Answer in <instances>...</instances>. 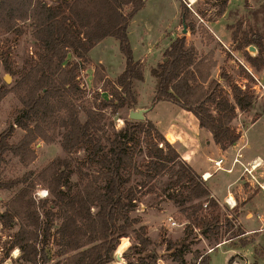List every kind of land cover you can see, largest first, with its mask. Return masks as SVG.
Segmentation results:
<instances>
[{"label":"trees","instance_id":"trees-1","mask_svg":"<svg viewBox=\"0 0 264 264\" xmlns=\"http://www.w3.org/2000/svg\"><path fill=\"white\" fill-rule=\"evenodd\" d=\"M144 3L0 0V29L16 34L29 29L34 45L32 57L19 71L9 61L10 50H2L5 70L17 77L10 86L0 77V102L12 91L19 104L8 126L0 130V159L11 152L29 164L35 158L33 142L37 138L52 142L57 134L65 151L63 157L55 156L37 171L30 169L0 179V189H14L0 211V225H16L3 241L5 247L0 245V264L14 247L19 250L16 264H105L129 231V251L136 259L132 257L135 261L127 264H159L165 252L154 246L147 225L133 213L140 195L152 191L158 182L165 183L167 197L179 206L180 219L185 221L180 238L163 240L172 264H209L207 252L191 249L198 232L217 242L223 232L237 236L245 231L240 225L234 227V214L222 217L220 204L201 174L180 156L151 119L126 117L120 128L108 129L113 125L108 108L115 114L136 105L133 80L143 79L145 65L133 55L128 30L131 18ZM226 4L227 0H222L220 13ZM179 12L186 22L187 7L182 1ZM241 26L242 18L230 32L234 47L259 70L264 65V35L256 26ZM190 27L193 31L194 25ZM108 36L117 40L124 66L113 78L104 73L100 63L94 66L92 81L98 89L92 103L77 105L75 97L83 92L79 72L90 62L91 48ZM250 44L256 47L255 54L247 50ZM69 53L74 56L71 60L66 59ZM216 65L212 49L201 54L185 34L176 36L163 49L161 60L150 68L156 79L152 102L169 100L191 111L199 126L225 149L240 135L233 119L239 111H249L257 95L252 85L242 88L224 69L212 75ZM240 68L253 80L242 65ZM100 91H106L107 97ZM13 125L24 131L14 142L9 141ZM80 148L92 168L83 169L72 157ZM138 155L143 157L142 163ZM38 185L46 187L47 196L34 194ZM50 242L56 245L55 260L47 250ZM187 250L192 253V262L185 257Z\"/></svg>","mask_w":264,"mask_h":264},{"label":"rangeland","instance_id":"rangeland-1","mask_svg":"<svg viewBox=\"0 0 264 264\" xmlns=\"http://www.w3.org/2000/svg\"><path fill=\"white\" fill-rule=\"evenodd\" d=\"M166 3H169L170 6H175L174 8V22L173 24H178L177 28L178 34L180 33V28L182 27V19L180 17V3L182 0H162ZM176 1V4L174 2ZM191 8L187 7V20L186 24L189 31L185 34L187 41L195 42L198 51L202 54L212 49L214 51V58L217 61V65L212 68V75L217 76L220 69H224L227 73L231 74L236 82L253 85V81H256L252 74L253 80H250L244 73L241 71L240 63L237 60V57H240L247 64L250 65L254 75L264 84V65L256 70L243 56L242 50L236 49L234 47L235 42L230 36L231 30L235 27L236 21L242 18V28L253 29L255 26L263 33L264 35V0H227V4L223 13L219 12L222 0H192ZM153 2V1H152ZM161 5L157 4L152 6V13L160 10ZM192 24L194 27L192 28ZM230 24V27L226 25ZM226 46L232 51L228 50ZM110 47V45H109ZM10 50L9 61L12 64L14 70L19 71L27 59L32 57V52L34 51L33 39L30 34V30H26L23 33L16 34L11 32H6L0 29V77L2 81L10 86L14 83L17 74L10 73L4 68V55L2 50ZM247 50L251 54H255L256 50ZM98 56H101V53H95L93 56H90V62L86 64V67L81 69L79 72V82L82 85L83 92L75 97V102L77 105H89L92 103V97L94 92L97 91L98 85L93 84V68L97 66ZM153 57L150 60L153 61ZM74 56L72 53L67 55V60L73 59ZM114 62L116 60L114 59ZM104 73L106 68L102 65ZM115 68V67H114ZM112 68L113 72L115 71ZM9 73L10 81H5L3 76ZM112 76L114 73H111ZM109 75V77L113 78ZM153 80L150 74V71L147 65L144 66L143 79L138 82V90L140 94L145 96L148 100L144 101L143 107H149L151 105L152 97L155 90H152ZM156 88V85L155 87ZM252 88V87H251ZM254 89V88H252ZM257 98L254 102L253 107L249 112H242L237 114L233 119L232 123L235 127L237 126H246L249 124L264 108V96H260V92L257 89H254ZM102 95L107 97L106 91H100ZM259 96V97H258ZM169 102V101H166ZM19 101L12 91L8 92L0 102V130L4 129L10 123L15 108L18 106ZM135 105L134 108H136ZM162 107V102H158L155 105V110ZM175 109L179 112H183L182 108L175 105ZM128 108H123L115 114L109 113V108L106 110L109 116V120L112 119L113 125H108V129H118L124 123V118L128 117ZM166 117L161 118V124L165 125L170 120L176 119L175 116H180V119L177 120V124L180 127L188 125L187 119L182 115H176V113H165ZM189 115H191L189 113ZM82 119L84 118L83 112H81ZM108 122V119H106ZM260 126H264V117L257 122V125L254 126L250 131L259 130ZM189 130V129H187ZM17 125H13L12 134L9 137V141H16L20 138L23 133ZM191 133V132H190ZM192 134V133H191ZM193 135V134H192ZM194 137V135L192 136ZM60 135L57 134L56 138L52 142H46L40 138H37L32 147L35 152V158L29 164L23 163L18 156L12 154L11 152H6L0 159V179L13 178L18 175L23 174L24 172L32 169L37 171L43 165H45L49 160L55 156H64L65 151L60 145ZM203 145L206 146V140H203ZM211 145H208V148L211 149ZM259 152L264 155V139L261 140V143L257 146ZM77 161L81 163L83 169L92 168L93 165L86 157V152L80 148L79 150L73 151L71 153ZM139 163L143 162V157L141 155L137 156ZM92 165V166H91ZM198 166V165H197ZM77 173L73 174V178H76ZM135 179H139L138 175L134 176ZM162 181L167 178L166 176L161 177ZM216 179V178H215ZM208 187L211 189V195L217 198L218 202L220 199L219 196V179L216 182L217 186L215 190L212 189V184L210 180H205ZM46 189L43 185H38L34 190V194L38 195L37 197H44V190ZM14 191V189H0V211L4 208L3 204L7 200L8 196ZM169 189L166 187L164 182H158L155 184L154 189L145 194H141L137 200L136 209L133 211L134 214L141 216L142 221L147 225L148 235L153 241L154 246L160 251H164L165 255L163 258L159 259V264H172L171 257L166 255L164 238L170 237L171 239H178L183 235V227L185 225L184 219H180L181 213L179 212V206L174 203V201L167 197V192ZM40 192V194H38ZM250 196H247L248 199ZM239 199V198H238ZM221 201V199H220ZM240 201V200H239ZM264 203L263 199L260 201ZM206 203V202H204ZM223 203V204H221ZM219 202L220 210L223 212L222 217H233L234 227L237 225L246 228H252L253 231H246L237 236H230V233H225L219 237V240H215L209 236H206L204 233L198 232L194 241L191 244V249L198 248L203 252L209 254V264H264V207H250L252 208V216L245 217L244 215L247 212V208L239 210V207H229L224 202ZM241 201L238 203L240 206ZM241 215V222L238 219V215ZM168 216L176 221V225H171L168 221ZM261 216V218H260ZM16 228V225L12 228H4L0 225V236L2 247H5L4 242L9 239V233H11ZM224 228V227H223ZM197 231L198 229L195 228ZM120 240L119 245H117L115 251L113 252V258L106 264H127L128 261H135L136 256L131 254L129 251V245L132 241V232L129 231L126 235ZM245 241L246 243H243ZM2 247L0 249H2ZM56 249L55 243H49L47 250L51 255V259L55 260L54 251ZM2 251V250H1ZM0 251V252H1ZM120 252L122 259L116 258V253ZM163 252V253H164ZM19 254V250L14 247L11 249L9 257L6 258L3 264H16V258ZM133 257V258H132ZM185 257L188 261L192 262V253L190 250H187Z\"/></svg>","mask_w":264,"mask_h":264},{"label":"crops","instance_id":"crops-1","mask_svg":"<svg viewBox=\"0 0 264 264\" xmlns=\"http://www.w3.org/2000/svg\"><path fill=\"white\" fill-rule=\"evenodd\" d=\"M156 3L161 5L159 7L160 10L152 13V6H155ZM174 4H176V1ZM174 8L175 6L171 7L169 3L162 0H145L143 7L136 11L129 23L128 37L133 49V55L136 59L142 60L144 65H147L149 71L151 67L161 60L163 49L171 41V33H178L177 28L179 27L177 25L179 23L173 24L175 17H173ZM99 52L101 56H98L97 62L106 68L107 76H112L111 73H114L112 76L114 77L124 66L117 40L111 36L105 37L91 48L89 54L93 56V54ZM152 56H154L153 61L150 60ZM114 59L116 62H114ZM112 68H114V72ZM151 77L153 80L152 90L154 91L156 79L152 75ZM138 82L140 80H133L136 107H143L145 105L144 101L148 100V98L146 99L145 96L140 94ZM166 101L169 100H158L154 103L151 101V105H149V108L144 113L145 118H149L155 123L157 128L177 149L180 156L193 169L200 174L204 171L212 172L207 180H210L213 190H215L217 186L216 182L219 179V196L221 199V201L219 199V202L225 203L224 198L231 196V198L235 199L236 207H239V210L247 208L245 217L253 215L252 208L250 207H264V203L260 202L262 199L264 201V189L261 187V185L264 186V155L259 152L258 147H255L264 139V126H260V129L257 131H250L264 117V110L259 112L256 118L246 126H237V130L240 132L239 138L225 149H221L214 142L211 133L199 126L197 117L191 111L180 107L172 101ZM158 102H162V107L155 110V105ZM175 105L182 108L183 112L177 111ZM168 112H175L176 115L184 116L190 127H180L177 124L180 116L178 118L175 116L176 119L172 118L170 122L162 125L161 118L166 117L165 113ZM242 112L244 111H239L238 114ZM190 132L194 137H192L193 135ZM204 139L207 143L206 146L203 145ZM208 145L212 146L211 149L208 148ZM218 158H222L221 164L223 168L214 171L211 159ZM234 158H237L235 162H233ZM253 164L254 166H250ZM244 166L248 167L250 172L244 171ZM227 168L232 169L229 170ZM247 196L250 197L246 199ZM239 200L241 201L240 206L238 204ZM241 215L239 213L237 220H240L239 222L242 223ZM243 228L246 231H253L252 228Z\"/></svg>","mask_w":264,"mask_h":264},{"label":"built area","instance_id":"built-area-1","mask_svg":"<svg viewBox=\"0 0 264 264\" xmlns=\"http://www.w3.org/2000/svg\"><path fill=\"white\" fill-rule=\"evenodd\" d=\"M188 7H190L191 8V4H192V0H182ZM179 35H181V34H176V33H171V35H170V38L171 39H174L176 36H179ZM226 48L228 49V50H230L227 46H226ZM231 51V50H230ZM232 52V51H231ZM236 58H237V60L239 61V63L250 73V74H252L253 75V77L255 78V80L256 81H254V83H253V85H252V88H254V89H257L259 92H260V96H264V84L254 75V73H253V71H252V69H251V67H250V65L249 64H247L244 60H242L240 57H237L236 56ZM238 83V82H237ZM239 85H241V87L242 88H244L245 87V84L243 83H238ZM237 160V158H234L233 159V162H235ZM211 161H212V163H213V166H214V171L215 170H217V169H219V168H223V166H222V158H218V159H211ZM250 166H254V164L253 165H250ZM227 169H229V170H231L232 168H227ZM243 170L244 171H246V172H250L249 171V169H248V167H246V166H244L243 167ZM208 172V174H210L211 175V173L212 172H210V171H204L203 173H201V177H202V179L203 180H207V178L210 176V175H206V173ZM261 187L264 189V186L263 185H261ZM44 190V195H46L47 194V189H43ZM38 194H40V192H38ZM224 201H225V203L229 206V207H234L235 205H236V201H235V199H233V198H231V196H226L225 198H224ZM204 205H206V203H204ZM168 221H169V223L171 224V225H176L177 223H176V221L172 218V216H168Z\"/></svg>","mask_w":264,"mask_h":264},{"label":"water","instance_id":"water-1","mask_svg":"<svg viewBox=\"0 0 264 264\" xmlns=\"http://www.w3.org/2000/svg\"><path fill=\"white\" fill-rule=\"evenodd\" d=\"M188 31H189V29L187 27V24H186L185 20L182 18V27L180 29V33L181 34H186ZM248 49L255 51L256 47L254 45L250 44V45H248ZM3 79L5 81H10V74L6 73L3 76ZM148 108L149 107H136V108L133 107V108H129V110H128V118L136 119V120L144 119L145 118V114L144 113L147 111ZM115 256H116L117 259H122V256H121L120 252H117Z\"/></svg>","mask_w":264,"mask_h":264},{"label":"bare ground","instance_id":"bare-ground-1","mask_svg":"<svg viewBox=\"0 0 264 264\" xmlns=\"http://www.w3.org/2000/svg\"><path fill=\"white\" fill-rule=\"evenodd\" d=\"M206 175H210V174L206 173Z\"/></svg>","mask_w":264,"mask_h":264}]
</instances>
